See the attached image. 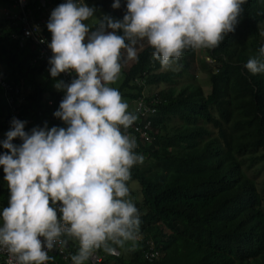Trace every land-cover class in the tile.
I'll return each mask as SVG.
<instances>
[{
	"label": "trees",
	"instance_id": "obj_1",
	"mask_svg": "<svg viewBox=\"0 0 264 264\" xmlns=\"http://www.w3.org/2000/svg\"><path fill=\"white\" fill-rule=\"evenodd\" d=\"M27 1L26 9L40 5L33 12L37 16L44 6L39 0ZM49 1L55 8L66 2ZM8 2L0 0V5ZM82 3L93 7L94 14L114 21L122 20L126 13V0L116 9L114 0ZM243 9L235 31L228 33L219 47L201 49L199 57L200 51L187 50L178 62V71L163 69L153 59V49L142 41L137 46L138 59L122 61L117 90L132 87L128 96L134 99L140 90L151 87L147 94L159 98L148 117L152 139L148 144L138 141L135 149L145 163L131 169V180L137 182L140 195L136 207L142 239L135 250H129L130 244L118 249L117 256L98 250L103 256L97 264H264V205L254 180L242 172L236 157L247 153L256 160L264 159V74L252 75L245 68L249 58L264 46V0H247ZM103 18L90 24V29ZM2 20V74L10 83L28 86L20 114L25 128L31 132L45 125L48 129L66 127L58 125L54 116L60 90H51L47 83L40 85L35 79L36 73L50 66L30 64L35 50L10 36L19 34L20 23ZM43 31L51 36L47 27ZM194 65L207 75L209 91L205 94L193 80ZM75 76L72 72L70 80ZM135 78L143 84L135 83ZM160 84L168 87L152 92ZM7 113L0 91V135L8 123ZM229 121L232 130L225 131L224 122ZM6 139L0 137V142ZM12 143L19 146L23 141L16 138ZM256 150L261 153L254 155ZM7 151L0 143V152ZM4 175L0 166V212L8 206L10 196ZM148 238L158 251V257L150 261L142 256ZM66 245L71 258L78 242L69 240ZM50 257L55 264H66L59 257Z\"/></svg>",
	"mask_w": 264,
	"mask_h": 264
},
{
	"label": "clouds",
	"instance_id": "obj_2",
	"mask_svg": "<svg viewBox=\"0 0 264 264\" xmlns=\"http://www.w3.org/2000/svg\"><path fill=\"white\" fill-rule=\"evenodd\" d=\"M79 1L54 7L47 22L51 77L76 74L70 83L55 84L65 95L54 116L66 127L45 125L28 133L26 121L13 118L0 142L8 150L0 166L10 192L0 212V250L10 264H46L48 253L69 240L78 242L72 264H85L97 250L112 255L129 244V250L137 248L142 221L128 182L144 157L126 133L138 116L109 85L119 78L122 61L138 59L141 41L163 69L173 71L187 50L219 47L247 2L126 0L122 20L105 16L92 30L85 21L95 9ZM120 6L114 0L112 7ZM245 68L264 74V46ZM16 138L23 143L13 144Z\"/></svg>",
	"mask_w": 264,
	"mask_h": 264
},
{
	"label": "built area",
	"instance_id": "obj_3",
	"mask_svg": "<svg viewBox=\"0 0 264 264\" xmlns=\"http://www.w3.org/2000/svg\"><path fill=\"white\" fill-rule=\"evenodd\" d=\"M79 1V0H78ZM27 0H9V4L12 7H17L18 10L16 13H9L7 9L4 7L0 9V14L3 19L10 22L12 20H16L20 23V32L11 33L12 39H18L20 44L22 42H27L28 45L35 50V55L31 58L30 64H39V63H47L49 66V59L52 56V51L48 48V44L51 42V36H48L43 29L47 27V22L50 18L51 12L54 9V6L51 4L49 0H44V6L40 13L37 16H34L33 12L40 9V5L35 6L34 8L26 9L25 5L27 4ZM40 3V0H39ZM41 4V3H40ZM60 81H64L65 83H70L71 73H61ZM134 82L137 84H143V81L139 78H135ZM28 89V86L24 87L19 84L8 82L3 74L0 71V91L1 97L5 103L7 109V118L8 123L6 128L2 131V138H7L6 133L11 130L12 124L11 121L13 118L21 119V104L23 103V99L25 97V90ZM65 93L60 90L57 98L59 102L63 99ZM149 97V102L147 103V98ZM134 106L132 113L138 116V119L133 123V125L127 130L126 134L133 136L136 140V143L139 141L141 144L150 143L152 137L150 135V126L148 117L154 113V104L158 102L159 98L157 95L146 94L143 90H140L139 94L133 99ZM47 103L52 104L51 100H48ZM150 103V104H149ZM149 104V105H148ZM56 123L58 125H65V123L57 118ZM24 130L28 133L30 131L27 128ZM4 153L0 152V155ZM59 215V213H58ZM2 223V221H0ZM43 240V238H40ZM142 239V235L140 234V239ZM145 248L142 250V256L144 259L150 261L154 258L158 257V251L154 248L152 241L148 238L145 241ZM67 245L57 244L56 247L50 251L49 256L59 257L61 261L66 264H72L71 258H69L66 250ZM78 251V248H77ZM119 254V250H117L116 254H112L113 256H117ZM102 254L97 250L94 252L92 257L86 261L89 264H97L102 259ZM55 261V260H54ZM0 264H10V259L5 250H0ZM46 264H55L53 261H47Z\"/></svg>",
	"mask_w": 264,
	"mask_h": 264
},
{
	"label": "rangeland",
	"instance_id": "obj_4",
	"mask_svg": "<svg viewBox=\"0 0 264 264\" xmlns=\"http://www.w3.org/2000/svg\"><path fill=\"white\" fill-rule=\"evenodd\" d=\"M80 2V1H78ZM5 8L8 10L9 13H16L18 8L17 7H12L9 2L4 4V5H0V8ZM94 16L92 18H90L88 21H85L86 24L90 25L93 22H95L97 19L103 18L102 14L97 15V14H93ZM5 24V21L2 20L1 16H0V26H3ZM144 43H147V41H142ZM142 43H138L135 47L137 49V46H140ZM200 51L198 54L199 56H202V52L201 49L197 50ZM126 56V53H125ZM132 60L127 61V63H130ZM199 61V58H198ZM0 69L2 70V66L0 65ZM191 72H193L194 75V82L197 83L198 85H200L203 93H207L209 91V81L207 78V75L205 72L202 71V69L199 68L198 65H194L191 69ZM35 79L37 80V82H39L40 85H43L45 83H47V85L51 86V90H57L55 88V84L60 81V77H56V78H52L50 75V72L47 68H43L41 70V72H38L35 74ZM122 81V75H119V78L117 79V81L114 84L109 85L110 87H114V88H118L121 84ZM168 87V85L166 84H160L159 86L153 87L151 90H153L152 92H157L160 89H166ZM151 88V87H150ZM150 88H147L144 90V93L147 94V92L150 91ZM133 92V88L132 87H128V88H123L121 89L120 93L122 96V99L124 102H126L129 105L128 111L131 112L134 106V100L133 98L131 99L128 95L131 94ZM225 99H227V97H225ZM210 111L212 114H215V110L213 108V106L210 107ZM236 120V118L234 119ZM207 127L212 130L211 135L215 134V131L212 129V127L210 125H207ZM224 130L226 131H231L232 130V126H231V121H229L228 123L224 122ZM261 153L260 150H256L254 152V155H257ZM236 157L238 158L239 161H241V170L242 172L248 176L249 178L254 180L255 186H256V190L259 193V195L261 196V204L264 205V159L261 160H256V158L248 156V154L246 153L245 155H242L240 153L236 154ZM144 159V162L145 163ZM0 184H1V180H0ZM128 187L130 188V193H131V198L134 200L135 205L137 206L139 204L140 201V195L138 193V184L136 181L131 180L128 182ZM264 210V207H263ZM87 264V263H85Z\"/></svg>",
	"mask_w": 264,
	"mask_h": 264
},
{
	"label": "water",
	"instance_id": "obj_5",
	"mask_svg": "<svg viewBox=\"0 0 264 264\" xmlns=\"http://www.w3.org/2000/svg\"><path fill=\"white\" fill-rule=\"evenodd\" d=\"M41 4H43V0H40Z\"/></svg>",
	"mask_w": 264,
	"mask_h": 264
},
{
	"label": "crops",
	"instance_id": "obj_6",
	"mask_svg": "<svg viewBox=\"0 0 264 264\" xmlns=\"http://www.w3.org/2000/svg\"><path fill=\"white\" fill-rule=\"evenodd\" d=\"M0 137H1V135H0Z\"/></svg>",
	"mask_w": 264,
	"mask_h": 264
}]
</instances>
